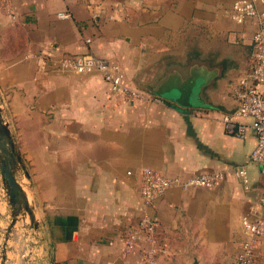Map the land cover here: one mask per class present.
Returning <instances> with one entry per match:
<instances>
[{
    "label": "crops",
    "instance_id": "crops-1",
    "mask_svg": "<svg viewBox=\"0 0 264 264\" xmlns=\"http://www.w3.org/2000/svg\"><path fill=\"white\" fill-rule=\"evenodd\" d=\"M234 1L0 0V106L22 158L17 177L39 222V263L140 264L151 244L125 253L121 237L146 214L162 248L154 264L234 260L245 238L241 219L264 194L261 166L250 160L255 132L240 139L222 120L237 106L232 89L250 67L258 28L256 18L237 23L224 14ZM116 6L119 19H110ZM63 11L71 16L58 17ZM89 52L120 64L135 86L157 91L193 73L201 86L191 105L169 94L127 100L98 72L48 59ZM240 166L248 188L234 173ZM143 167L184 178L226 175L212 188H170L147 206ZM0 209L3 242L11 215L4 196ZM25 223L20 218L13 228L6 264H25ZM253 264H264V237Z\"/></svg>",
    "mask_w": 264,
    "mask_h": 264
},
{
    "label": "built area",
    "instance_id": "built-area-1",
    "mask_svg": "<svg viewBox=\"0 0 264 264\" xmlns=\"http://www.w3.org/2000/svg\"><path fill=\"white\" fill-rule=\"evenodd\" d=\"M264 0H236L225 8L224 14L237 23H244L250 18L258 20V28L253 34V53L249 69L237 80L232 89V96L237 102L234 111L223 116V122L228 133L243 139L250 130L257 136L250 160L260 164L264 174V11L258 8ZM9 15L16 20L17 15L11 4L6 3ZM119 7L116 6L110 19H119ZM58 17L69 18V12H58ZM100 12H94L93 18L99 21ZM91 39L87 38V42ZM57 68L72 70L78 73L98 72L110 85L111 90L120 93L127 100L143 102L158 101L159 97L135 86L118 63L100 57L94 53L53 54L48 55ZM236 176L243 180L248 188L249 177L246 166L234 170ZM128 174H133L129 171ZM222 170L202 172L187 178L162 173L152 167H143L139 172L140 193L147 206L152 205L170 188H212L225 178ZM245 235L239 253L230 264H253L256 249L264 237V194L260 196L254 212L246 214L241 219ZM157 223L149 215H144L138 224L127 230L121 237L125 253H133L141 241L147 240L151 248L144 252L140 264H154L155 255L162 250L156 236ZM44 264H47L45 261Z\"/></svg>",
    "mask_w": 264,
    "mask_h": 264
},
{
    "label": "water",
    "instance_id": "water-1",
    "mask_svg": "<svg viewBox=\"0 0 264 264\" xmlns=\"http://www.w3.org/2000/svg\"><path fill=\"white\" fill-rule=\"evenodd\" d=\"M199 86L201 84L198 83V78L193 73L184 78L183 81L177 80V82H173L172 80H168L157 91L148 87H137L152 94H169L175 101L183 105H191V98L195 95V89ZM21 164L22 158L16 150L10 124L3 118L0 106V173L3 180V185L0 189V201L4 196L11 211L9 225L3 236L4 241H0V248L2 250L0 264H6L7 245L10 242L9 239L13 228L20 218H22L24 223L26 222L25 224L27 226V230L24 229L21 231L24 237L23 260L25 264H41L39 262L44 260V254L40 250L39 243L37 242L39 222L36 218L34 207L30 204L26 191L17 177V171ZM36 254H38L39 261L36 260Z\"/></svg>",
    "mask_w": 264,
    "mask_h": 264
}]
</instances>
